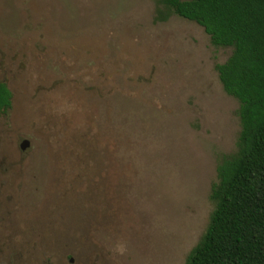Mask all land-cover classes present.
<instances>
[{
	"label": "rangeland",
	"instance_id": "obj_1",
	"mask_svg": "<svg viewBox=\"0 0 264 264\" xmlns=\"http://www.w3.org/2000/svg\"><path fill=\"white\" fill-rule=\"evenodd\" d=\"M159 7L0 0V264H184L202 237L241 131L233 46Z\"/></svg>",
	"mask_w": 264,
	"mask_h": 264
},
{
	"label": "trees",
	"instance_id": "obj_2",
	"mask_svg": "<svg viewBox=\"0 0 264 264\" xmlns=\"http://www.w3.org/2000/svg\"><path fill=\"white\" fill-rule=\"evenodd\" d=\"M171 15L204 27L214 45L233 46L216 64L225 91L239 101L237 149L217 165L209 224L184 264H264V0H162ZM13 93L0 81V111Z\"/></svg>",
	"mask_w": 264,
	"mask_h": 264
},
{
	"label": "water",
	"instance_id": "obj_3",
	"mask_svg": "<svg viewBox=\"0 0 264 264\" xmlns=\"http://www.w3.org/2000/svg\"><path fill=\"white\" fill-rule=\"evenodd\" d=\"M28 144H29V141L24 140V142L22 143V148L25 149Z\"/></svg>",
	"mask_w": 264,
	"mask_h": 264
}]
</instances>
